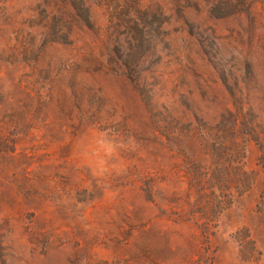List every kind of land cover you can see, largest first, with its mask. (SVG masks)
Returning <instances> with one entry per match:
<instances>
[{
    "label": "rangeland",
    "instance_id": "obj_1",
    "mask_svg": "<svg viewBox=\"0 0 264 264\" xmlns=\"http://www.w3.org/2000/svg\"><path fill=\"white\" fill-rule=\"evenodd\" d=\"M0 264H264V0H0Z\"/></svg>",
    "mask_w": 264,
    "mask_h": 264
}]
</instances>
